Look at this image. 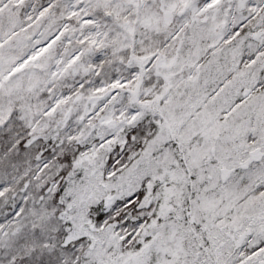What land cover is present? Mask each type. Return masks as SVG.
Instances as JSON below:
<instances>
[{
  "label": "snow or ice",
  "instance_id": "6c2138e0",
  "mask_svg": "<svg viewBox=\"0 0 264 264\" xmlns=\"http://www.w3.org/2000/svg\"><path fill=\"white\" fill-rule=\"evenodd\" d=\"M0 264H264V0H0Z\"/></svg>",
  "mask_w": 264,
  "mask_h": 264
}]
</instances>
